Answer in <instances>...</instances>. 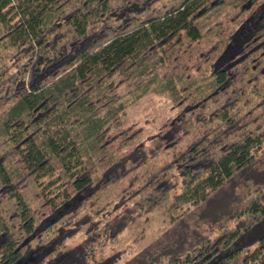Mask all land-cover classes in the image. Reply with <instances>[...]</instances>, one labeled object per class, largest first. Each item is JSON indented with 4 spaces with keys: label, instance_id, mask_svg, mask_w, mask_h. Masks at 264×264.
<instances>
[{
    "label": "trees",
    "instance_id": "1",
    "mask_svg": "<svg viewBox=\"0 0 264 264\" xmlns=\"http://www.w3.org/2000/svg\"><path fill=\"white\" fill-rule=\"evenodd\" d=\"M0 264H264V0H0Z\"/></svg>",
    "mask_w": 264,
    "mask_h": 264
},
{
    "label": "rangeland",
    "instance_id": "2",
    "mask_svg": "<svg viewBox=\"0 0 264 264\" xmlns=\"http://www.w3.org/2000/svg\"><path fill=\"white\" fill-rule=\"evenodd\" d=\"M230 54L226 55L224 61L230 60ZM170 104L162 96L155 94H147L142 98L130 102L125 110L126 121L139 122L143 125L146 131L152 130L153 127L158 125V122L164 117L169 115ZM156 224L152 223L148 231L153 234ZM115 251L123 250L126 253L123 258H128L138 251L135 242L128 236H124L120 242L114 245ZM110 251H106L108 254Z\"/></svg>",
    "mask_w": 264,
    "mask_h": 264
},
{
    "label": "water",
    "instance_id": "3",
    "mask_svg": "<svg viewBox=\"0 0 264 264\" xmlns=\"http://www.w3.org/2000/svg\"><path fill=\"white\" fill-rule=\"evenodd\" d=\"M223 64V63H222Z\"/></svg>",
    "mask_w": 264,
    "mask_h": 264
}]
</instances>
